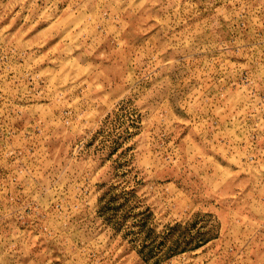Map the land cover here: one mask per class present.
Wrapping results in <instances>:
<instances>
[{"label":"rangeland","instance_id":"rangeland-1","mask_svg":"<svg viewBox=\"0 0 264 264\" xmlns=\"http://www.w3.org/2000/svg\"><path fill=\"white\" fill-rule=\"evenodd\" d=\"M0 264H264V0H0Z\"/></svg>","mask_w":264,"mask_h":264}]
</instances>
